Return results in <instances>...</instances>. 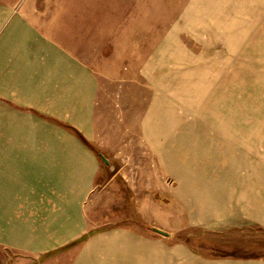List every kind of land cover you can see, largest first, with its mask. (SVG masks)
Listing matches in <instances>:
<instances>
[{
  "label": "rangeland",
  "instance_id": "1",
  "mask_svg": "<svg viewBox=\"0 0 264 264\" xmlns=\"http://www.w3.org/2000/svg\"><path fill=\"white\" fill-rule=\"evenodd\" d=\"M67 1L105 44L89 144L116 168L91 150L110 184L89 232L138 236V259L118 261L264 264V0ZM231 250L243 256L214 255Z\"/></svg>",
  "mask_w": 264,
  "mask_h": 264
},
{
  "label": "crops",
  "instance_id": "2",
  "mask_svg": "<svg viewBox=\"0 0 264 264\" xmlns=\"http://www.w3.org/2000/svg\"><path fill=\"white\" fill-rule=\"evenodd\" d=\"M70 8L67 0H0V250L16 255L10 264H140V239L125 226L89 232L87 207L110 183L99 181L92 149L58 129L98 138L92 61L104 38L90 37L91 11L81 13L86 32L73 27ZM69 252L77 257L52 260ZM119 252L137 261L115 260Z\"/></svg>",
  "mask_w": 264,
  "mask_h": 264
},
{
  "label": "trees",
  "instance_id": "3",
  "mask_svg": "<svg viewBox=\"0 0 264 264\" xmlns=\"http://www.w3.org/2000/svg\"><path fill=\"white\" fill-rule=\"evenodd\" d=\"M68 128L85 144V145H87L88 147H90L93 151H95L98 155H100V157H101V155H102V153L101 152H98L95 148H93L84 138H83V136L75 129V128H73V127H70V126H68ZM185 240H187L186 238H184ZM214 255H216V256H233V257H242L243 255H240V254H238L236 251H233V250H231V251H225V252H223V253H220V254H214ZM245 257H250V256H247V255H245Z\"/></svg>",
  "mask_w": 264,
  "mask_h": 264
},
{
  "label": "water",
  "instance_id": "4",
  "mask_svg": "<svg viewBox=\"0 0 264 264\" xmlns=\"http://www.w3.org/2000/svg\"><path fill=\"white\" fill-rule=\"evenodd\" d=\"M102 160L107 165L108 171H112L116 168L114 164L109 163L108 159H106L103 155H101ZM155 232L160 233L162 235H167V233L159 228L153 227L152 228Z\"/></svg>",
  "mask_w": 264,
  "mask_h": 264
}]
</instances>
